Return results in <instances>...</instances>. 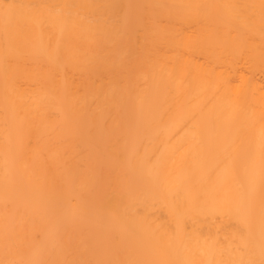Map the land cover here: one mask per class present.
Segmentation results:
<instances>
[{"label": "bare ground", "instance_id": "obj_1", "mask_svg": "<svg viewBox=\"0 0 264 264\" xmlns=\"http://www.w3.org/2000/svg\"><path fill=\"white\" fill-rule=\"evenodd\" d=\"M0 264H264V0H0Z\"/></svg>", "mask_w": 264, "mask_h": 264}]
</instances>
